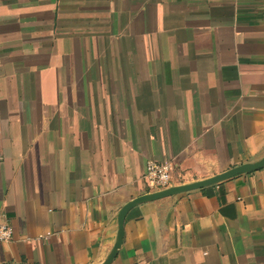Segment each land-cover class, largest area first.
Here are the masks:
<instances>
[{"label": "crops", "instance_id": "crops-1", "mask_svg": "<svg viewBox=\"0 0 264 264\" xmlns=\"http://www.w3.org/2000/svg\"><path fill=\"white\" fill-rule=\"evenodd\" d=\"M0 158V264H106L264 159V0H0ZM112 264H264V167Z\"/></svg>", "mask_w": 264, "mask_h": 264}, {"label": "water", "instance_id": "water-1", "mask_svg": "<svg viewBox=\"0 0 264 264\" xmlns=\"http://www.w3.org/2000/svg\"><path fill=\"white\" fill-rule=\"evenodd\" d=\"M264 167V159L260 161L259 163L256 164H245L236 168H233L225 173H222L220 175H217L213 178L196 182L193 184L189 185H183V186H176V187H170L166 190L155 192L149 195L142 196L140 198H137L136 200L128 203L120 212L119 214V242L116 245L114 252L112 256L109 258V260L106 262V264H112L114 261L117 251L120 249L121 244H122V239H123V233H124V225H125V220L129 212L136 206L144 202H149V201H158L161 199L177 196L183 193H188L191 191L195 190H200L203 188L215 186L218 184H221L227 180H230L236 176L242 175V174H247L251 172H255L260 170L261 168Z\"/></svg>", "mask_w": 264, "mask_h": 264}, {"label": "built area", "instance_id": "built-area-1", "mask_svg": "<svg viewBox=\"0 0 264 264\" xmlns=\"http://www.w3.org/2000/svg\"><path fill=\"white\" fill-rule=\"evenodd\" d=\"M1 161V158H0ZM175 164L158 163L150 161L147 164L144 174V182L147 188L154 192H159L172 187L175 174ZM52 234L48 233L41 239H48ZM13 239V228L8 224L0 223V242L10 243Z\"/></svg>", "mask_w": 264, "mask_h": 264}]
</instances>
